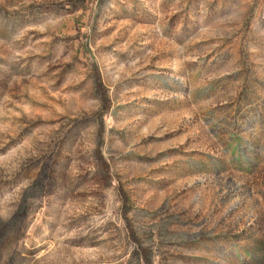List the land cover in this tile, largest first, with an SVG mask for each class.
<instances>
[{"label":"rangeland","instance_id":"rangeland-1","mask_svg":"<svg viewBox=\"0 0 264 264\" xmlns=\"http://www.w3.org/2000/svg\"><path fill=\"white\" fill-rule=\"evenodd\" d=\"M0 264H264V0H0Z\"/></svg>","mask_w":264,"mask_h":264}]
</instances>
